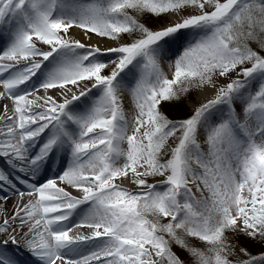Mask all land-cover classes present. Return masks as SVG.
<instances>
[{
  "label": "snow or ice",
  "instance_id": "obj_1",
  "mask_svg": "<svg viewBox=\"0 0 264 264\" xmlns=\"http://www.w3.org/2000/svg\"><path fill=\"white\" fill-rule=\"evenodd\" d=\"M262 53L264 0H0V264H264Z\"/></svg>",
  "mask_w": 264,
  "mask_h": 264
},
{
  "label": "bare ground",
  "instance_id": "obj_2",
  "mask_svg": "<svg viewBox=\"0 0 264 264\" xmlns=\"http://www.w3.org/2000/svg\"><path fill=\"white\" fill-rule=\"evenodd\" d=\"M73 34L79 38V31L78 30L74 31ZM97 39L98 38H96L94 36L91 43H96ZM100 44L102 47L107 46L106 41H100ZM218 83L224 84V83H226V81L220 80ZM213 95H214V90H212V89L196 91L194 96H193L194 102L197 105H199L200 103L206 102V100L212 98ZM125 103H126V107L130 103V97H128L127 95H126ZM4 105H7L9 109H11L13 107L11 100H7V99L0 100V113L3 112V106ZM49 175H52V173H50ZM123 186L129 187V188L133 187L127 181L124 182ZM73 194H76V193L74 192ZM8 195H9L10 199H8L7 203H5L3 200H0V220L5 218L6 216L11 215L12 212L15 210L16 206H22V204L20 203V198L18 196L13 195L12 193H8ZM28 199L29 198L27 196H25L24 202H27ZM77 231H79V230H77ZM70 235H71V233H70Z\"/></svg>",
  "mask_w": 264,
  "mask_h": 264
},
{
  "label": "rangeland",
  "instance_id": "obj_3",
  "mask_svg": "<svg viewBox=\"0 0 264 264\" xmlns=\"http://www.w3.org/2000/svg\"><path fill=\"white\" fill-rule=\"evenodd\" d=\"M164 22H167V21L166 20H163V21H150V26L157 27V26H159L160 24H162ZM262 55H264V53H262ZM164 67H165V71H167L168 69H167L166 64L164 65ZM195 92L196 91L193 92L192 98L189 99V100H186L183 105H181L179 107H176V106L169 107L167 109V115L169 116V118H171V119H180V118H185L188 115H190L191 112L194 110V108L198 106L194 102V98H193ZM159 179H162V178L157 177L155 180H151L150 179V182L155 183ZM2 195H3V193H0V196H2ZM239 242L241 244H246V241L244 240V238L242 236L239 238ZM247 246L249 247V250L253 254L258 253V252H260L262 250L259 245H247ZM184 258L187 259L186 256Z\"/></svg>",
  "mask_w": 264,
  "mask_h": 264
}]
</instances>
